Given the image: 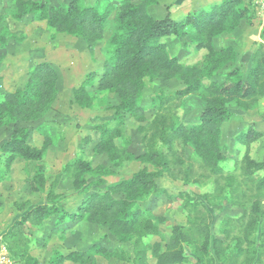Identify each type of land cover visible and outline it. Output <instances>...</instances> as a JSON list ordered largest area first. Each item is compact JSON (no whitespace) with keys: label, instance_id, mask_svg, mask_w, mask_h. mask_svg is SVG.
Instances as JSON below:
<instances>
[{"label":"trees","instance_id":"1","mask_svg":"<svg viewBox=\"0 0 264 264\" xmlns=\"http://www.w3.org/2000/svg\"><path fill=\"white\" fill-rule=\"evenodd\" d=\"M14 2L24 6L14 14L16 18L20 19L23 14L32 13L40 20L46 19L58 30L81 36L84 32H78L74 26L86 24L100 33L107 16H102L95 6H84L80 0H71L68 4L55 8L50 7L51 16L47 2ZM253 15L255 16V12L249 3L245 4L242 0H222L212 3L207 9L191 11L180 20L173 19L170 12H167L164 18L156 19L148 14L144 6L125 1L112 19L114 33L109 41L113 50L105 62V68H113L130 75L138 69L139 62L146 54L163 50V37L185 35L188 33L187 28L195 30L198 48L207 47L212 50L214 41L232 32L240 21L250 23ZM226 49L234 51L231 45H227L220 48L219 52ZM234 52L237 56V52ZM236 56L210 71L223 68L227 62H233ZM41 65L44 66H38L34 74L28 75L22 88L24 91L16 89L14 93L7 94L9 99L13 97L11 100L15 101L13 94L20 93V101L12 104L16 120L31 121L36 117H43V108L40 107L43 102L33 103L27 110H30L29 113L24 111L25 107L32 103L31 96L40 88L42 91L46 88V82H41L40 79H50L52 68L45 66L47 64ZM92 74L95 73H88L87 76H94ZM103 77L104 74L101 75L100 84ZM207 77L209 82L206 85L199 77L187 79L185 87L152 97L153 116L145 127L139 129L143 152L137 156L129 152L125 145L118 147L115 139L123 137L124 115L143 109L137 105V95L118 90L121 101L115 108L113 124L95 126L99 138L93 149L97 153L106 152L108 160L115 167L124 161L136 159L150 164L152 169L143 167L130 178L110 184L104 182L105 188L95 189L90 193V183L85 179V175L101 173L103 177L111 175L113 170L102 164L93 167L89 161L82 158L67 162L50 186L46 203L30 209L29 203L25 208L21 207L25 203H14L23 214L14 220L0 237L13 261L16 264H27L29 259L31 264H38L37 259L29 254L30 238L27 236V226L37 227L51 216L59 214V224L69 218L83 219L89 215L88 222L108 227L120 243H129L131 249L120 246L110 249L95 242L86 251L57 253L51 258V264H62L65 261L92 263L97 255L130 264H263L264 251L258 250L264 246V159L255 160L245 152L238 161H234L232 169H224L221 161L226 156L221 136L223 123L232 116L231 104L242 110H252L264 98V43H256L247 73L240 67H234L218 80ZM193 95L201 97L204 107L195 116V122L190 123L181 120L179 113L186 98ZM53 99L54 97L51 103ZM261 136L263 134L251 126L243 138L250 144ZM28 138V130L16 128L9 139L1 143L0 152L5 155L7 164L18 158L25 162L41 160L44 144L37 148L28 142ZM188 146L194 153H186ZM63 177L71 180L76 192L88 191V195L76 205L75 211L65 209L64 205L70 200V196L55 192L57 183ZM161 177L180 180L186 185L209 181L213 188L203 194L180 192L188 197L203 199L204 203H201L200 207L196 203L190 204L185 211V224L172 225L163 244L155 242L149 245L144 239L149 236H161L159 224L165 219L154 216L148 208L142 207L141 203L150 197H173L158 184L157 179ZM101 182L103 183L102 180L99 181ZM45 185L43 169L38 168L30 181V191L42 193ZM117 194L120 195L115 197ZM219 197H225L228 205L240 208L241 214L224 215L219 223V235L213 237L210 229V207ZM188 248L191 249L194 263L186 254ZM149 253L154 263H150Z\"/></svg>","mask_w":264,"mask_h":264},{"label":"rangeland","instance_id":"2","mask_svg":"<svg viewBox=\"0 0 264 264\" xmlns=\"http://www.w3.org/2000/svg\"><path fill=\"white\" fill-rule=\"evenodd\" d=\"M14 1L0 0V145L9 139L16 128H24L29 133L28 142L37 148L44 144L45 149L39 161L25 162L18 158L9 164L5 161V155L0 152V237L12 222L23 214L18 210V206H14V203H25L21 206L22 208L29 203V209L46 203L50 186L67 162L82 158L89 161L93 167L102 164L113 170L111 175L103 177L101 173L85 175V179L90 183L88 185L91 187L90 193L95 189L105 188L106 184L130 178L143 167L152 169L150 164L136 159L124 161L120 166L115 167L108 160L106 152L97 153L93 149L99 138V132L95 126L113 124L115 108L121 101L118 90L122 89L129 94L137 95V105L143 109L124 115L123 137L115 139L118 147L125 145L129 152L137 156L143 152L139 129L145 127L153 116L152 97L185 87L187 79L199 77L206 85L209 82L207 76L218 80L235 65H240V68L245 71L249 62L251 65L248 48H251L252 43L248 41V36L252 34L253 25L255 29L262 26L256 15H253L250 23L240 21L232 32L214 41L212 50H208L207 47L198 48L196 46L198 36L195 30L187 28L188 33L185 35L163 37L161 39L163 50L146 54L139 62L138 69L130 75H125L113 68H105V62L113 50L109 41L114 33L112 19L122 3L128 1L134 5L144 6L148 14L156 19L164 18L167 12H170L173 19L180 20L191 11L207 9L212 3H219L222 0H80L84 6H95L102 16L107 15L100 33L86 24L74 26L78 32H84L83 36L58 30L46 19L40 20L32 13H25L20 19L16 18L14 14L24 6H19ZM35 1L49 3L47 9L51 16L52 8L50 7L66 5L71 0ZM242 2L248 3L247 0ZM261 28L264 29L263 26ZM229 44L233 45L231 46L234 51L239 49L240 53L243 52V56L236 57L233 62H227L221 69L210 71L236 56L230 49L219 52L220 48ZM41 64H47L45 66L52 68L53 72L51 71L48 81L43 77L40 79L41 82H46V88L43 91L40 88L31 96L32 103H29L24 111L29 113L30 110L29 112L27 110L33 103L43 102V105L39 104L43 108L44 113L41 112L43 117H36L37 119L31 121L16 120L12 104L20 101V93L13 94L15 101L11 100L13 97L9 99L7 94L14 93L16 89L24 91L22 88L28 75L34 74L38 66H44ZM88 73L95 74L87 76ZM103 74V82L100 84ZM200 91L203 92V90ZM52 97L54 99L51 103ZM203 107L204 102L200 96H190L186 98L179 117L183 121L194 123L195 116ZM230 108L236 114L243 113L232 104ZM251 126L256 131H263L261 132L263 136L248 144L243 135ZM222 131L223 151L226 157L221 161V165L224 169H232L234 161H238L245 152L255 160L264 159V115L262 112L239 115L238 118L227 122ZM185 150L187 154L194 153L189 146ZM38 168L43 169L46 187L42 193H32L30 181ZM101 180L103 183H99ZM157 182L173 197H150L141 203V206L148 208L154 216L165 219L159 224L161 236H149L144 239V242L149 245L155 242L163 244L168 238L171 226L185 221V211L189 205L196 203L200 207V204L204 203L203 199L188 197L180 192L203 194L210 192L213 188L209 181L185 186L181 182L163 177ZM55 192L71 197L64 205L67 211L73 210L88 195V191L76 192L71 180L67 177H63L57 183ZM118 195L120 194L113 197ZM225 199V197H219L211 203L210 229L213 237L219 235V223L224 215L241 214L240 208L228 205ZM88 216H84L83 219L69 218L59 224L57 222L59 214H55L37 227L28 225L29 254L37 259L38 264H51V258L57 253L86 251L95 242L110 249L117 246L131 249L129 243H119L108 227L88 222ZM258 251H264V246ZM186 254L194 263L190 248L186 249ZM148 257L150 263H154L150 253ZM31 263L27 259V264ZM62 264L80 263L68 261ZM84 264L130 263L117 259H105L97 255L92 263Z\"/></svg>","mask_w":264,"mask_h":264},{"label":"crops","instance_id":"3","mask_svg":"<svg viewBox=\"0 0 264 264\" xmlns=\"http://www.w3.org/2000/svg\"><path fill=\"white\" fill-rule=\"evenodd\" d=\"M35 1V0H34ZM259 19V18H258ZM259 22H261L260 21V19H259ZM254 23V20H253V22H252V24ZM252 27H254L253 28V30L251 31L252 32V34L250 35V36H248V41H250L251 43H252V46H251V48H248V51H249V53H248V56H249V58L251 57V55H252V53H253V51L255 50V48H256V43H259V42H262V43H264V29H262L261 27H256V28H258V29H255V25H253ZM229 45H232V44H229ZM233 46V45H232ZM236 52L238 53V55L236 56L237 58H239V57H242L243 56V52H241L240 53V51H239V49L238 50H236ZM244 52H246V51H244ZM239 53H240V55H239ZM250 62H249V64L248 65H246V68H245V73H247V71L249 70V68H250ZM235 67H240V65H235ZM237 110H242V109H237ZM242 112L243 113H238V114H236V113H234V111H232V116H231V118L227 121V122H229L231 119H233V118H238V116L240 115H244V114H250V113H252V112H262V115H264V98H262L260 101H259V104H258V106L255 108V109H252V110H242ZM227 122H225V123H223V125H222V130H223V126L227 123ZM260 132H263V131H261V130H259ZM223 132V131H222ZM161 178H163V177H161ZM169 179V178H168ZM158 180V179H157ZM171 180V179H170ZM171 181H178V182H181L183 185H185L186 186V184H184L182 181H180V180H171ZM188 185H192V184H188ZM182 191V190H181ZM164 196V195H163ZM161 197V196H160ZM159 198V197H158ZM75 208H76V206H75ZM75 208L73 209V210H71V211H75ZM182 224H185V221L182 223ZM182 224H180V225H182ZM9 227V226H8ZM7 227V228H8ZM7 228L2 232V233H4L6 230H7ZM120 243V242H119ZM122 244V243H121ZM65 262H68V261H65Z\"/></svg>","mask_w":264,"mask_h":264},{"label":"built area","instance_id":"4","mask_svg":"<svg viewBox=\"0 0 264 264\" xmlns=\"http://www.w3.org/2000/svg\"><path fill=\"white\" fill-rule=\"evenodd\" d=\"M251 9L255 12L260 24L264 27V0H247ZM0 264H16L10 257L8 250L0 239Z\"/></svg>","mask_w":264,"mask_h":264}]
</instances>
